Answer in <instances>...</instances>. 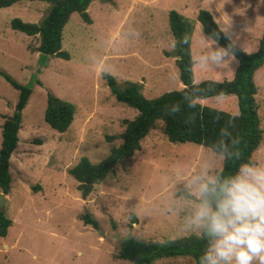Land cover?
I'll return each mask as SVG.
<instances>
[{
	"label": "rangeland",
	"instance_id": "rangeland-1",
	"mask_svg": "<svg viewBox=\"0 0 264 264\" xmlns=\"http://www.w3.org/2000/svg\"><path fill=\"white\" fill-rule=\"evenodd\" d=\"M201 9L210 11L246 52L258 50L264 31V0H97L88 10L91 24L74 13L65 26L62 50L70 54V60L40 58V37L11 27L14 18L41 22L49 11L48 3L23 1L0 9V69L23 84L34 78L42 82L32 85L19 145L11 158L12 189L0 211L6 212L13 225L6 237H0V264H132L117 258L121 241L128 236L164 242L201 233L188 223L197 201L179 192L194 195L190 181L214 176L223 158L194 143L170 142L162 122L142 140V150L117 164L88 199H82L78 182L69 174L83 157L94 164L107 158L122 142L124 121L138 115L117 101L103 72L119 81L139 82L148 99L184 87L176 65L170 11L180 12L195 24L191 46L195 83L234 77L239 60L231 53L219 65L211 59L212 50L221 47L198 21ZM255 82L264 130V67L256 73ZM49 92L76 107L74 121L64 133L45 120ZM17 101L18 91L0 75V148L2 115L12 114ZM200 102L239 113L235 95ZM253 159L264 166V140ZM36 186L41 187L37 193ZM2 194L0 190V198ZM86 214L98 220L100 230L84 224ZM154 264L195 261L183 256ZM252 264L259 261L254 259Z\"/></svg>",
	"mask_w": 264,
	"mask_h": 264
},
{
	"label": "trees",
	"instance_id": "trees-1",
	"mask_svg": "<svg viewBox=\"0 0 264 264\" xmlns=\"http://www.w3.org/2000/svg\"><path fill=\"white\" fill-rule=\"evenodd\" d=\"M23 1H41L49 4V11L39 23L25 22L20 18L11 21L12 29L28 36H39L37 51L42 56L58 57L70 60V54L62 50L65 26L71 16L78 13L85 23L91 24L89 7L97 0H0V9L11 7ZM112 3L113 0H100ZM205 34L221 48L239 60L233 79L223 81L205 80L195 83L192 55V34L195 29L193 20L176 10L169 12L170 32L174 38V51L179 77L183 84L181 90L170 91L155 99H148L142 93V84L132 81H119L109 72L102 77L117 101L138 111L132 120H125V130L120 135L121 144L113 147L110 155L100 163L94 164L88 157L69 170V174L78 182L82 199H88L97 184H101L114 170L117 164L133 158L142 150V140L162 122V130L172 143H194L213 151L223 158L222 168L216 170L222 178L236 173L243 164H256L255 153L264 140L262 120L257 104L258 86L256 73L264 67V31L255 53H248L238 46L220 27L213 14L201 9L198 13ZM187 41V43H185ZM0 75L18 91V101L14 112L2 115V146L0 148V190L8 195L12 189L10 172L11 158L19 145V131L22 127L23 111L33 93L32 85L42 84L34 78L30 84H23L0 69ZM33 82V83H32ZM223 95H235L238 98L239 113L234 114L211 106L203 105L199 100ZM76 107L52 92H49L45 111L46 122L57 132L64 133L74 121ZM41 143V142H40ZM37 193L40 186L33 187ZM180 195L196 200L193 194L181 190ZM85 225L100 230L99 222L92 215L82 216ZM13 220L0 211V237L8 235ZM209 241L202 231L164 242L145 241L131 236L121 241L117 258L132 264H154L166 258L190 256L195 264L208 247Z\"/></svg>",
	"mask_w": 264,
	"mask_h": 264
},
{
	"label": "clouds",
	"instance_id": "clouds-1",
	"mask_svg": "<svg viewBox=\"0 0 264 264\" xmlns=\"http://www.w3.org/2000/svg\"><path fill=\"white\" fill-rule=\"evenodd\" d=\"M229 55L218 47L211 59L219 65ZM193 186L197 203L188 223L209 241L200 264H264V166L243 164L227 178L194 177Z\"/></svg>",
	"mask_w": 264,
	"mask_h": 264
},
{
	"label": "water",
	"instance_id": "water-1",
	"mask_svg": "<svg viewBox=\"0 0 264 264\" xmlns=\"http://www.w3.org/2000/svg\"><path fill=\"white\" fill-rule=\"evenodd\" d=\"M5 196L6 195H4V194L1 195V198H0V208H3V206H4Z\"/></svg>",
	"mask_w": 264,
	"mask_h": 264
},
{
	"label": "crops",
	"instance_id": "crops-1",
	"mask_svg": "<svg viewBox=\"0 0 264 264\" xmlns=\"http://www.w3.org/2000/svg\"><path fill=\"white\" fill-rule=\"evenodd\" d=\"M244 24H245V23H244ZM245 27H246V25H245ZM234 75H235V73H234ZM232 79H233V78H232ZM228 80H231V79H228ZM200 101H202V100H199V102H200ZM200 103H201V102H200Z\"/></svg>",
	"mask_w": 264,
	"mask_h": 264
}]
</instances>
